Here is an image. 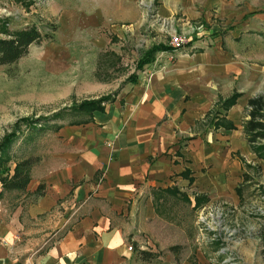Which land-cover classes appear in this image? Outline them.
<instances>
[{"label":"crops","instance_id":"0c3cea01","mask_svg":"<svg viewBox=\"0 0 264 264\" xmlns=\"http://www.w3.org/2000/svg\"><path fill=\"white\" fill-rule=\"evenodd\" d=\"M224 1L183 6L181 13L196 17L215 7L224 17L234 7L235 16L248 17L245 25L264 31V0H245L244 8ZM133 10L142 15L140 9L96 13L119 24L129 15L134 19ZM172 10L159 7L157 14ZM234 54L220 42L190 47L172 63L164 60L168 67L154 69L146 84L135 79L120 94L122 85L117 86L114 99L93 109L88 120L52 130L50 145L31 165L26 189L4 190L0 197V264H192L188 256L180 257L178 247L170 248L182 243L156 204L170 193L194 206L196 196L234 185L224 182L221 167L201 165L209 162L207 148L188 151L180 141L192 112L202 114L193 119L189 139L207 127L196 121L229 94L230 75L242 64ZM241 95L226 110L230 119L240 116L248 99ZM235 123L226 128L232 148L243 145ZM139 249L152 257L143 258Z\"/></svg>","mask_w":264,"mask_h":264},{"label":"rangeland","instance_id":"374dc122","mask_svg":"<svg viewBox=\"0 0 264 264\" xmlns=\"http://www.w3.org/2000/svg\"><path fill=\"white\" fill-rule=\"evenodd\" d=\"M244 1L224 2L244 8ZM216 3L218 0H0V21L5 19L9 29L34 23L40 31L51 35L50 39L29 44L25 55L13 63H0V138L19 117L44 114L119 85L122 86L118 93H122L130 86L125 78L133 70L137 73L136 80L146 84L154 69L168 67L164 60L172 63L183 51L203 44L220 42L228 51L235 50V57L242 63L230 75L229 94L225 96L234 91L244 98L264 95L262 29L256 31L250 24L245 25L247 15L245 21L235 16L234 7L224 17L216 13L215 7L209 9L208 16L201 13L186 18L181 13L183 6ZM159 7H173V12L162 16L157 14ZM129 9H140L142 15L139 16V11L134 14L133 10L134 19L129 15L123 22L112 24L96 13ZM191 27L194 29L190 33ZM180 32H185L186 44L171 51L159 50L142 70L136 68L135 61L145 48L168 43L173 34ZM246 106L243 103L238 118H231L241 129L238 135L242 147L232 148L231 132L222 125L217 128L209 125L195 131L192 139L186 138L192 134L193 119L202 114L198 109L181 128L180 141L186 142L188 151L198 145L209 150V162H201L204 169L221 167L224 182L234 183L222 193L206 192L207 199L194 206L192 201L189 206L188 200L170 193L165 202L157 201L156 209L177 229L182 243L178 246L180 257L188 256L192 264H264V158L257 156L243 133ZM225 117L231 120L228 111ZM72 118L65 114L62 121ZM177 121H181V115ZM177 126L173 128L178 132ZM28 130H23L11 148L17 156H39L50 145L52 129L30 133ZM254 141L264 146V136ZM175 185L182 184L179 181ZM159 252L165 255L166 249Z\"/></svg>","mask_w":264,"mask_h":264},{"label":"trees","instance_id":"16d2710c","mask_svg":"<svg viewBox=\"0 0 264 264\" xmlns=\"http://www.w3.org/2000/svg\"><path fill=\"white\" fill-rule=\"evenodd\" d=\"M6 20L0 21V63H13L19 57L25 55L28 46L31 43H40L44 38H51L48 31H40L34 23H27L21 27L9 29L5 26ZM159 50H172L167 43L159 42L151 44L145 51L137 58L135 65L137 69L142 70L145 63L153 60L155 53ZM137 73L133 70L125 78L126 81H135ZM117 89L102 93L95 97H88L79 101H74L67 106H60L59 108L49 111L44 114L31 115L19 117L14 125L8 131L4 132L0 138V197L4 190L18 189L25 190L26 184L30 179L31 165L38 160L36 155L17 156L11 151V148L25 129L28 132H40L45 128L56 130L65 122L62 121L65 114L74 116L66 123H74L86 121L91 115L93 109H101L103 104L114 99ZM238 92L220 97L217 101L214 114L211 111L207 112L204 118L196 121L197 125L209 126L214 128L221 125L226 128H233L234 124L231 120L225 117L226 110L234 103ZM247 117L243 119L242 130L249 141L250 147L254 149L258 157L264 158V146L256 143V138L264 136V95L249 96L246 101ZM212 112V113H213ZM13 164L11 165V163ZM11 162V163H10ZM185 171H188L186 169ZM41 186L38 184L35 191L38 192ZM206 196H196L195 204L206 200ZM179 244H172L170 248H176ZM139 254L145 259L152 257V252L146 249H139Z\"/></svg>","mask_w":264,"mask_h":264},{"label":"built area","instance_id":"2783aa9c","mask_svg":"<svg viewBox=\"0 0 264 264\" xmlns=\"http://www.w3.org/2000/svg\"><path fill=\"white\" fill-rule=\"evenodd\" d=\"M191 29H194V28L191 27V28L188 29V31H190V33H191ZM187 39L188 38H186L185 32H180V33H177V34H173V36L170 37V39L168 40L167 44L173 50L174 47L183 46L184 44H186L187 43ZM168 51H171V50H168Z\"/></svg>","mask_w":264,"mask_h":264}]
</instances>
